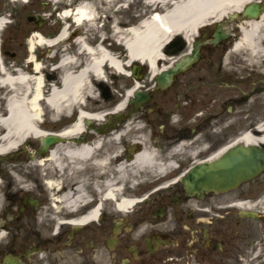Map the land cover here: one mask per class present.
<instances>
[{
  "label": "flooded vegetation",
  "instance_id": "af4514ba",
  "mask_svg": "<svg viewBox=\"0 0 264 264\" xmlns=\"http://www.w3.org/2000/svg\"><path fill=\"white\" fill-rule=\"evenodd\" d=\"M41 8L47 13L46 35L53 37L58 28L52 26L50 17L57 6L51 7L48 0ZM225 44H206L199 61L164 90L156 89L155 81L143 84L151 100L142 105L134 119L143 126V146L154 151V161L160 164L157 168L164 172L144 185L165 188L149 192L130 215L116 217L104 204L95 220L77 224L73 221L87 214L94 204L67 207L53 202L49 191L39 199L6 185L5 204L0 207V264H177L190 257L197 264H226L235 260L248 242H254L252 219L233 205L243 200L256 205L258 196H253L248 185L258 182L197 199L186 196L178 181L195 162L238 136L243 124L264 119V94L256 96L250 110L241 109L246 99L234 96L242 87L264 93V75H236L228 70L235 67L233 64L224 68ZM47 52L51 65L53 50L48 48ZM46 75L51 78L54 73L47 71ZM225 88L228 90L222 91ZM100 125L106 130L114 127L105 119L92 120L87 124L91 128L85 126L79 135L80 142L112 138L111 131L102 135L95 132ZM113 147L114 143L109 149ZM90 168L87 163L86 169ZM243 185L247 189L242 192ZM35 199L36 205H29Z\"/></svg>",
  "mask_w": 264,
  "mask_h": 264
},
{
  "label": "bare ground",
  "instance_id": "6f19581e",
  "mask_svg": "<svg viewBox=\"0 0 264 264\" xmlns=\"http://www.w3.org/2000/svg\"><path fill=\"white\" fill-rule=\"evenodd\" d=\"M52 1L64 5L65 9L60 13L62 21L70 18L76 27L96 24L97 15L91 4L82 0L77 3L75 0ZM253 1L257 0L170 1L171 5L163 13L154 12L153 17L132 27L130 31L129 29L120 30L113 20L112 27L119 35L117 40L126 50L128 59L126 63L115 59L102 42L95 44V47H90L84 39L77 37L73 42L84 62L78 66V57L63 53L55 67L60 71L57 81L44 79L42 67L34 59L33 53L37 46L60 45L70 39L67 26L65 25L59 36L52 41L35 33L28 40L29 60L27 62L32 63L31 73L17 70L14 75H11L0 55V91L3 90L6 93L5 113H0V156L17 149L24 140H40L44 135H58L66 141L56 144L45 157L34 155L32 162L25 167L31 181L37 183L39 179L45 178L43 185L51 189L50 197L53 202L75 207L88 200L84 188L87 185L86 180L90 177L93 188L101 193L103 199H113L116 202L117 211H130L139 201L123 196V188L117 185L116 181L124 182L127 173L130 176L137 175L147 167L153 166L154 154L146 147L128 161L125 152L110 150L113 143H116L123 135L122 131L117 134L114 132L112 135H115L112 138L98 137L91 142H80L78 136L84 132L82 121L85 119L99 121L106 114H91L86 111H92L84 110L85 102L91 101L94 97L96 81L105 80L106 67L128 75L123 66L133 61L146 64L149 75L156 76L173 60V58H167L165 53H167L166 47L176 37H181L183 42H188L190 46L192 38H195L200 27L221 22L229 14L238 13L247 3ZM1 26L0 20V29ZM233 27L238 30L239 38L232 48L242 52L246 61L251 63L264 61V13L254 19H239ZM164 60L168 63L159 66L160 61ZM137 85L135 83L132 88ZM132 88L125 93L117 107H114V112H121L124 109L126 100L133 92ZM44 94L45 100L42 99ZM42 112L48 115L49 123L52 121V124L53 121L65 115L68 116L71 112L76 113V119L72 125L59 133L45 132L41 130L45 123L40 122ZM262 131H264V125L259 124L256 128L242 133L236 141L248 145L264 144ZM87 162L92 168L86 169ZM41 172L43 176H40ZM0 173L5 175L6 169L0 167ZM99 177L103 179L104 184L99 182ZM10 183L13 182L9 179ZM102 184V189L98 188ZM23 185L26 188L30 187V184ZM262 205H264L263 201L260 203V206ZM99 206L100 204L86 216L81 217L79 223L84 224L95 220L99 213Z\"/></svg>",
  "mask_w": 264,
  "mask_h": 264
},
{
  "label": "rangeland",
  "instance_id": "374dc122",
  "mask_svg": "<svg viewBox=\"0 0 264 264\" xmlns=\"http://www.w3.org/2000/svg\"><path fill=\"white\" fill-rule=\"evenodd\" d=\"M43 1H46V0H27L25 3L20 2V1L13 2L9 0L0 1V7L2 10L1 13L9 14V16H7L6 14L5 16L7 18H10V21H11V24L8 27L4 28L3 31L0 33V50H1L0 55L4 61V64L9 69V71H11L12 65L21 66L22 68H25L24 67L25 61L29 55V52L27 51L28 39L32 37L35 32H38L39 34H42L44 36L43 28H38V29L35 28V29L29 30L30 25H28L26 21V16L28 13H32V14H35L38 12L44 13L42 10H39L40 3ZM87 1L89 4H91L95 8V12L99 19H97L95 25L88 24V25L81 26L80 28L82 30L81 37L85 38L86 36L91 35V37L97 40H99L101 37H107V40L105 39L103 44L111 42L112 44L110 43V45L106 44L107 47L109 49L114 50V54L117 56L120 55L121 60L124 61L127 58L126 50L124 49L123 46H121V44L113 41V39L115 38L117 39L116 35L114 36L113 31H112V29H114L112 27L113 20L114 22L117 23V26L120 30H123V28L136 27L137 25H139V23L142 20L149 18V16L152 15L154 12L163 13L171 5L170 1L175 2L177 0H87ZM58 5H61V4L54 3V7ZM62 8L63 7L61 5V9L57 13L52 11V14L50 17L51 21L53 20L52 26L56 25L59 27V29L61 27L62 21L59 19L58 15L60 14V11L62 10ZM235 31H236L235 32L236 33L235 41H236L237 37L239 36V33L237 30ZM177 40L180 41L179 45L181 47L178 49L177 52L170 53L167 56H176V55L178 56L179 54H183L192 45V40H191L190 46L188 45V42L185 43L183 42V40H179V39ZM73 46L75 48L74 44ZM231 46L228 47L227 50L225 49L223 51L224 56H225L223 57L224 67L225 65H228L229 62H231V64H235V67L233 69L237 73L239 72L245 73L246 71H248V72H254V77H260L264 75V61H259L257 63H254V62L251 63L249 61H246L244 54L240 51H232ZM60 48L62 49L65 48V52H68L67 50L70 49V47L67 44L58 45L55 49L59 50ZM4 50H7L9 53L5 55ZM45 50H46V47H42V48H37L35 51L36 60L37 62H39V64L42 67L41 70H42L43 75L49 67L47 64V57L44 56L46 55ZM58 52L55 55L56 60L59 57L58 54H60V52L59 53ZM11 54H14L13 58H11ZM75 54L76 52L73 55ZM164 63L167 64L168 61L167 60L160 61L159 66L164 65ZM27 67H28L27 69H30V66H27ZM124 70H129V69L124 68ZM11 72L13 73V71ZM114 74L116 75V78L112 80V86L114 89L115 96L117 98H120L119 93L121 94L133 86L131 84L132 80L130 78H126L125 76L124 78H119L120 77L119 74H116V73ZM148 77L150 78L149 75ZM58 79H59V76H58ZM106 80H108L107 84L110 85L109 78H107ZM243 84H245V82L240 83L239 86ZM99 90L102 91V89H99ZM227 90L228 88H225L222 91H227ZM241 91H244V87H242L240 91L235 92L234 96L236 95L244 96V94L241 93ZM5 95H6L5 91L3 90L0 91V113H3V114L5 113V108H4L5 107L4 105ZM262 95L263 94H260V96ZM253 99L254 98H250L246 105H242V109L249 108V106L253 103L252 102ZM96 101L98 102L97 104L95 103V101H92L91 105H88L90 106V108L88 106H85V108L91 111L94 110V112H98V113L101 111L103 112L104 110L107 109L106 103L103 100H98V96L96 97ZM72 116H75V112L73 113ZM61 118L64 119L63 117ZM42 119H43V122H45L44 127L42 129L46 131L58 130L56 127L54 128L52 121H50L51 123H49L47 114L41 117V121H40L41 123H42ZM261 122H264V119H260L258 121V123H261ZM252 127H254V125L249 126V128H252ZM130 129L131 131H129L125 137V142H122V141L120 142V140H117L116 143H114V148H113L114 151H119V152L123 151L124 150L123 143L129 144V143H132L133 140H143L144 139L142 132H139L136 134V132L133 131L134 128H130ZM244 129H246L245 124H243V130ZM27 141L29 144H27L26 149L29 152L33 153L34 148L37 147V143L36 141H33L31 139ZM18 150H19L18 157L13 156V157H9L1 161L0 167H2L3 169H6L5 175L8 177L10 175L9 179L15 185L30 184V187H33V188L35 187V185H43V182L40 179L38 180L37 183H34L31 181L30 175H28L25 167L28 166L27 164H30L32 162V159H29L24 152H21L23 150L22 148ZM146 175H148L147 170L140 172L137 175H133V176H130L127 173L125 175L126 178L124 182L116 181L117 184H123L125 182H129L131 184V185H122L123 196L141 199L146 194V193H141V192L147 187V185H135V184L136 182L137 183L144 182L146 180L145 179ZM6 183H7L6 177L0 173V184H1L0 186L6 185ZM153 189H156V188H153ZM93 190L95 189L92 188V191ZM251 190H255L253 192V196L255 192H260L261 190L264 191V175H262L258 179V185H253L251 187ZM32 191L34 192L35 189H32ZM93 193L95 192L93 191ZM136 194H140V195H136ZM3 195H4V190H2L0 193V199L2 198V200H4ZM36 195H38L39 197H42L43 194H41V191L38 190ZM257 210L261 211V212L257 211V213H259L260 215H263L264 205L257 207ZM261 222H264V216L261 217L259 222H253V227L256 229V233H255V236L251 239L256 240V243L248 242V244L245 245V247L248 246L247 249L249 251L254 249L256 245L257 251L253 252L251 256L255 257V255L257 254L258 258H255V260H253V264H264V225H262ZM247 255L248 257H250V253H248ZM240 256L244 260L243 264H248L245 255H239V257Z\"/></svg>",
  "mask_w": 264,
  "mask_h": 264
},
{
  "label": "water",
  "instance_id": "95a60500",
  "mask_svg": "<svg viewBox=\"0 0 264 264\" xmlns=\"http://www.w3.org/2000/svg\"><path fill=\"white\" fill-rule=\"evenodd\" d=\"M264 13V0L248 3L242 9L240 15L233 13L227 20H234L237 17L242 19H254ZM216 24L215 31L209 42L217 45L226 38L223 24L228 21ZM200 41L196 40L190 54L185 55L173 64V67L157 75L159 85H167L170 79L179 72L184 71L196 62L199 57ZM137 66L133 67L136 74ZM141 92L134 94L130 103H139ZM57 141H62L56 136L44 137L40 140L39 153L46 151L47 147ZM264 145H236L219 155L216 159L207 162H200L192 166L180 179L187 194L202 197L207 192H225L249 181L264 171ZM252 215V214H248Z\"/></svg>",
  "mask_w": 264,
  "mask_h": 264
}]
</instances>
